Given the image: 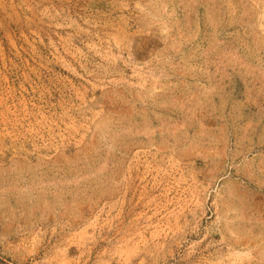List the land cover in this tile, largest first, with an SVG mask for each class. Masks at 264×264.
I'll return each mask as SVG.
<instances>
[{"label": "rangeland", "instance_id": "1", "mask_svg": "<svg viewBox=\"0 0 264 264\" xmlns=\"http://www.w3.org/2000/svg\"><path fill=\"white\" fill-rule=\"evenodd\" d=\"M0 264H264V0H0Z\"/></svg>", "mask_w": 264, "mask_h": 264}]
</instances>
